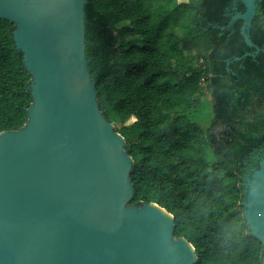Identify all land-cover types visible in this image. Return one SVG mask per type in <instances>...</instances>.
Here are the masks:
<instances>
[{
  "label": "trees",
  "instance_id": "1",
  "mask_svg": "<svg viewBox=\"0 0 264 264\" xmlns=\"http://www.w3.org/2000/svg\"><path fill=\"white\" fill-rule=\"evenodd\" d=\"M84 9L99 108L133 159L129 204L172 214L195 264H261L241 200L264 152V0L249 31L257 54L242 20L229 24L245 10L238 0H87ZM14 27L0 18V132L23 126L32 102Z\"/></svg>",
  "mask_w": 264,
  "mask_h": 264
},
{
  "label": "water",
  "instance_id": "2",
  "mask_svg": "<svg viewBox=\"0 0 264 264\" xmlns=\"http://www.w3.org/2000/svg\"><path fill=\"white\" fill-rule=\"evenodd\" d=\"M86 1L0 0L32 97L26 123L0 132V264H195L192 244L174 236L172 214L154 202L129 204L133 159L99 108ZM238 1L245 10L229 24L242 20L257 54L249 31L258 0ZM241 206L264 264V152Z\"/></svg>",
  "mask_w": 264,
  "mask_h": 264
},
{
  "label": "rangeland",
  "instance_id": "3",
  "mask_svg": "<svg viewBox=\"0 0 264 264\" xmlns=\"http://www.w3.org/2000/svg\"><path fill=\"white\" fill-rule=\"evenodd\" d=\"M179 1H183V0H179ZM210 117H211V112H210ZM205 124V123H204Z\"/></svg>",
  "mask_w": 264,
  "mask_h": 264
}]
</instances>
